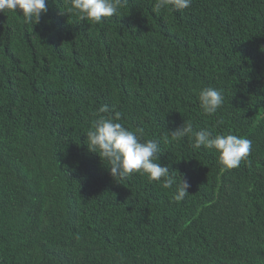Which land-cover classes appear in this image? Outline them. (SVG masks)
Listing matches in <instances>:
<instances>
[{
	"label": "trees",
	"instance_id": "trees-1",
	"mask_svg": "<svg viewBox=\"0 0 264 264\" xmlns=\"http://www.w3.org/2000/svg\"><path fill=\"white\" fill-rule=\"evenodd\" d=\"M67 3L33 26L0 13V264H264V0H124L100 24ZM205 87L223 91L213 116ZM103 105L160 143L183 201L89 152ZM186 121L246 137L251 163L222 171L214 149L172 140Z\"/></svg>",
	"mask_w": 264,
	"mask_h": 264
},
{
	"label": "clouds",
	"instance_id": "clouds-1",
	"mask_svg": "<svg viewBox=\"0 0 264 264\" xmlns=\"http://www.w3.org/2000/svg\"><path fill=\"white\" fill-rule=\"evenodd\" d=\"M124 0H68L64 13H75L80 21L94 24L104 22L105 18L118 16ZM191 0H154L153 11L160 13L169 7L182 12L188 9ZM20 11L26 25L39 24L42 15L49 10V0H0V13ZM197 98L203 113L213 116L223 107V91L205 87L197 92ZM91 127L86 132V144L89 152L96 153L103 164L108 165L111 176L118 182L135 174L146 176L150 182H157L165 189H174L173 199L181 202L189 195L190 184L182 176L177 178L171 167L161 166L162 154L160 143L153 139H144L143 129L131 130L122 122V114L101 106L94 114ZM223 125V120L217 121ZM172 140L187 137L194 149L202 147L219 153L222 171L235 169L241 162L248 160L252 142L236 134L213 135L208 129L194 130L191 122L176 131L170 132ZM167 142V141H165Z\"/></svg>",
	"mask_w": 264,
	"mask_h": 264
}]
</instances>
